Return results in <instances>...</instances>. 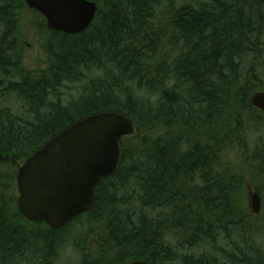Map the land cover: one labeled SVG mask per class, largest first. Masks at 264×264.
<instances>
[{
    "label": "trees",
    "instance_id": "obj_1",
    "mask_svg": "<svg viewBox=\"0 0 264 264\" xmlns=\"http://www.w3.org/2000/svg\"><path fill=\"white\" fill-rule=\"evenodd\" d=\"M89 1L83 33L40 27L47 67L32 76L15 56L25 3L0 0V99L19 106L0 102V264H52L70 241L77 264H264V211L244 202L247 184L264 188V112L250 103L264 92V0ZM105 112L135 132L92 208L59 229L26 221L18 165Z\"/></svg>",
    "mask_w": 264,
    "mask_h": 264
},
{
    "label": "water",
    "instance_id": "obj_2",
    "mask_svg": "<svg viewBox=\"0 0 264 264\" xmlns=\"http://www.w3.org/2000/svg\"><path fill=\"white\" fill-rule=\"evenodd\" d=\"M41 14L48 30L79 35L93 22L97 6L89 0H24ZM250 103L264 111V92ZM133 123L115 112L85 117L59 132L17 168L16 204L29 222H44L59 229L78 215L89 211L100 181L117 172L122 159L121 139L134 133ZM251 211L261 210L254 192ZM129 264H146L134 261Z\"/></svg>",
    "mask_w": 264,
    "mask_h": 264
},
{
    "label": "rangeland",
    "instance_id": "obj_3",
    "mask_svg": "<svg viewBox=\"0 0 264 264\" xmlns=\"http://www.w3.org/2000/svg\"><path fill=\"white\" fill-rule=\"evenodd\" d=\"M32 12L33 11L28 9L24 4V7H22V11L20 13L21 15L19 16V27L16 33L17 39L15 41V48L18 53L15 56L19 58L20 64L26 70H28L29 73L32 74V76H36L39 74V72L47 67V55L45 52V38L47 37L45 35V32H43L40 27L44 25L45 30H47V28L45 26V22H41L40 20H38L39 17L33 15ZM75 88L76 86H72L71 88L61 90V92L63 93V100H67L71 96H75ZM0 102L2 106L12 107L13 110H16L19 107L17 100L15 101V99L11 96L5 99L3 97L2 100L0 99ZM259 132L258 137L259 135L264 137V128L262 129V131L260 129ZM233 157V152H227L228 160ZM235 160L238 161L237 156L235 157L234 161ZM1 170H4V167ZM15 185L16 184H13L15 188V197H17L18 192ZM244 190V202L248 211L252 213L250 208L251 196L254 192H256L259 195L261 202L260 213L261 211L263 212L264 209L262 206H264V188L261 187L259 190H256L251 184H247V188L245 187ZM72 245L73 243L70 241L69 245L66 248L61 249L57 256L54 258L52 264H77L79 260V252L76 251V249H74Z\"/></svg>",
    "mask_w": 264,
    "mask_h": 264
},
{
    "label": "bare ground",
    "instance_id": "obj_4",
    "mask_svg": "<svg viewBox=\"0 0 264 264\" xmlns=\"http://www.w3.org/2000/svg\"><path fill=\"white\" fill-rule=\"evenodd\" d=\"M258 110V109H257ZM264 112V111H263ZM94 115V114H93ZM65 129V128H64ZM251 208V207H250Z\"/></svg>",
    "mask_w": 264,
    "mask_h": 264
}]
</instances>
